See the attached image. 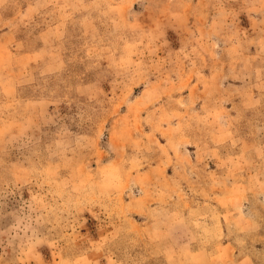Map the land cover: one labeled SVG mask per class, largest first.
<instances>
[{"label": "rangeland", "instance_id": "rangeland-1", "mask_svg": "<svg viewBox=\"0 0 264 264\" xmlns=\"http://www.w3.org/2000/svg\"><path fill=\"white\" fill-rule=\"evenodd\" d=\"M0 264H264V0H0Z\"/></svg>", "mask_w": 264, "mask_h": 264}]
</instances>
